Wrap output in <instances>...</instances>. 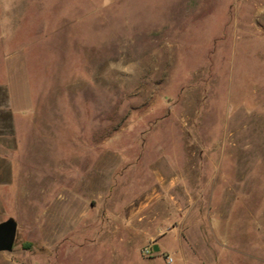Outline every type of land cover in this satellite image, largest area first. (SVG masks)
<instances>
[{"label":"rangeland","instance_id":"obj_1","mask_svg":"<svg viewBox=\"0 0 264 264\" xmlns=\"http://www.w3.org/2000/svg\"><path fill=\"white\" fill-rule=\"evenodd\" d=\"M0 13V264H264V0Z\"/></svg>","mask_w":264,"mask_h":264},{"label":"crops","instance_id":"obj_2","mask_svg":"<svg viewBox=\"0 0 264 264\" xmlns=\"http://www.w3.org/2000/svg\"><path fill=\"white\" fill-rule=\"evenodd\" d=\"M1 15V13H0ZM3 23V19H1L0 17V24ZM10 40V34L3 30V32L1 31L0 33V47H1V58L4 62L7 63V73L8 75H11V69L14 68L16 69L15 71H19V72H23L24 70L26 71V65L24 63V60H23V55H21V53H11L10 51V44L9 43ZM12 63H18V66L16 67L14 64L12 66ZM25 65V66H24ZM19 75V74H18ZM6 86L10 87L11 86V83L7 84L5 83ZM0 85H4L3 82L0 83Z\"/></svg>","mask_w":264,"mask_h":264},{"label":"water","instance_id":"obj_3","mask_svg":"<svg viewBox=\"0 0 264 264\" xmlns=\"http://www.w3.org/2000/svg\"><path fill=\"white\" fill-rule=\"evenodd\" d=\"M18 223L14 218L0 222V251H12L16 242Z\"/></svg>","mask_w":264,"mask_h":264}]
</instances>
